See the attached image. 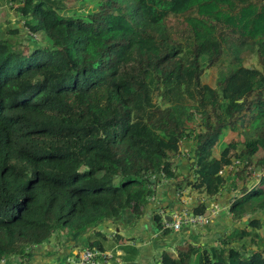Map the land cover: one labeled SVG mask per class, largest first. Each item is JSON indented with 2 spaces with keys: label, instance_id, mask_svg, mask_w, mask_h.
Wrapping results in <instances>:
<instances>
[{
  "label": "trees",
  "instance_id": "1",
  "mask_svg": "<svg viewBox=\"0 0 264 264\" xmlns=\"http://www.w3.org/2000/svg\"><path fill=\"white\" fill-rule=\"evenodd\" d=\"M9 2L17 20L0 35V264L87 233L96 240L86 250L105 252L99 227L128 212L139 220L162 185L180 201L195 183L215 198L231 173L236 189L246 174L261 176L230 202V233L176 259L165 253L164 264H264V135L240 127L264 130V0ZM232 36L235 59L247 47L262 68L233 62L217 87L203 83ZM226 129L246 136L239 164L221 142Z\"/></svg>",
  "mask_w": 264,
  "mask_h": 264
},
{
  "label": "crops",
  "instance_id": "2",
  "mask_svg": "<svg viewBox=\"0 0 264 264\" xmlns=\"http://www.w3.org/2000/svg\"><path fill=\"white\" fill-rule=\"evenodd\" d=\"M9 6H11L9 0H0V29L2 30L8 28ZM11 19L13 20V17H10ZM15 20H17L16 16ZM187 164L188 159H182L179 172L184 176L190 174V167ZM227 185L226 190L217 198L207 197L205 193L199 191L198 183L190 187L185 185L181 201L175 187L168 184L162 185L157 198L152 199L139 220L135 221L132 214L128 212L116 221L99 227L101 238L97 240L102 242L105 252L101 253L107 257L104 260L100 259L98 264H164L165 253L172 257V254L180 253V250L189 244L196 246L216 244L218 239L229 234L234 226L229 213L232 193L228 182ZM200 207H205V211L195 212ZM214 207H219L220 211L216 214L213 223L198 229L183 228L179 232L164 230L163 227L162 229L158 227L155 220L157 210H160L159 214L164 222V217L174 216L185 209L191 214L199 215L208 214ZM92 240H96L92 233L82 237H62L60 240L54 238L50 244L36 248L26 262L22 263L20 260L13 259L8 264H80V255L89 248V242ZM178 256L177 253L176 257Z\"/></svg>",
  "mask_w": 264,
  "mask_h": 264
},
{
  "label": "rangeland",
  "instance_id": "3",
  "mask_svg": "<svg viewBox=\"0 0 264 264\" xmlns=\"http://www.w3.org/2000/svg\"><path fill=\"white\" fill-rule=\"evenodd\" d=\"M67 2V4L70 7H74L76 6L77 2L76 0H65ZM11 6H9L10 8ZM8 12V17H7V21L10 20V17H13V20H15V10L12 11L10 9ZM7 10H5V12L7 13ZM6 19V17L4 16V20ZM21 21L18 20L17 24H19ZM21 24H23V22H21ZM7 28H4V30L0 29L1 33L4 34L3 32L6 30ZM1 35V34H0ZM233 45H236L235 47H233ZM239 42L236 41V38L234 36L231 37V39H228V44H225L224 48L225 50L221 53V55L219 56L218 59L216 60H220L216 63H214L213 65H211L209 67V69H207L205 71V73L202 75V82L205 84H209L213 87H217L218 86V79L220 77V71L221 70H225L228 65L230 63L233 62H237V63H243L244 66H257L258 68H262V64H261V60L260 58H258L255 54H253L251 52L250 49H248L247 47H243L241 51L238 52L239 54V59H235L237 58V49H239ZM247 122V121H246ZM241 127V131H246L248 132L247 134L251 133V132H259V134L264 135V130H251L250 127H248V124H244V125H240ZM246 136L240 134L239 132H232L230 129H226L225 132L222 134L221 136V142L225 145H231L232 148L229 150V157H231L234 160L235 164H239V160L241 159L239 158L241 151L244 150V145H245V141H246ZM220 152L216 153V155H219ZM264 156V149H261L259 153H257V158L263 157ZM256 158V159H257ZM243 168V165L241 164L239 166L238 169ZM232 167H229L228 171H231ZM261 174H251V178L246 174L245 177V182L243 181L242 184H240L239 189L234 188V186L236 184H239L238 180H239V176L234 173V174H230V176H227V182L228 184H230V191L232 194H230L231 196V200L237 197H241V195H243L244 193L249 192V190H251L252 187H254V185L256 186L259 181H260V176ZM199 185V183H198ZM236 187V186H235ZM217 198V197H216ZM230 213V211H229ZM258 218H261V220H264V215H257ZM213 223V221H211V223L209 224V226ZM171 233V232H169ZM217 243V242H216ZM201 248H203V246H200ZM185 248V247H184ZM183 249V248H182ZM181 249V250H182ZM179 254V252H176L174 254H172V257L174 259H176V254Z\"/></svg>",
  "mask_w": 264,
  "mask_h": 264
},
{
  "label": "built area",
  "instance_id": "4",
  "mask_svg": "<svg viewBox=\"0 0 264 264\" xmlns=\"http://www.w3.org/2000/svg\"><path fill=\"white\" fill-rule=\"evenodd\" d=\"M219 211V207H214L208 214L195 215L185 209L182 212L176 213L171 222H164L163 229L179 232L183 228L198 229L199 227H207ZM106 257V255L99 251L85 250L80 255V264H98L100 259L104 260Z\"/></svg>",
  "mask_w": 264,
  "mask_h": 264
},
{
  "label": "water",
  "instance_id": "5",
  "mask_svg": "<svg viewBox=\"0 0 264 264\" xmlns=\"http://www.w3.org/2000/svg\"><path fill=\"white\" fill-rule=\"evenodd\" d=\"M192 161L194 162L195 160L192 159ZM172 220H173V216L164 217V222H171Z\"/></svg>",
  "mask_w": 264,
  "mask_h": 264
}]
</instances>
